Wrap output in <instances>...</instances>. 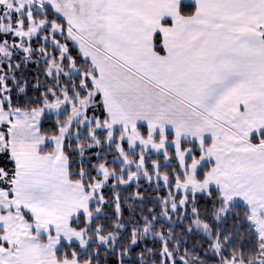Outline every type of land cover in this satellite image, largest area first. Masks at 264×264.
Masks as SVG:
<instances>
[{
	"label": "snow or ice",
	"instance_id": "obj_1",
	"mask_svg": "<svg viewBox=\"0 0 264 264\" xmlns=\"http://www.w3.org/2000/svg\"><path fill=\"white\" fill-rule=\"evenodd\" d=\"M0 157V264H264V0H0Z\"/></svg>",
	"mask_w": 264,
	"mask_h": 264
},
{
	"label": "trees",
	"instance_id": "obj_2",
	"mask_svg": "<svg viewBox=\"0 0 264 264\" xmlns=\"http://www.w3.org/2000/svg\"><path fill=\"white\" fill-rule=\"evenodd\" d=\"M187 2V1H186ZM190 4V2H187ZM30 73V75H29ZM26 75H28V78L30 79L31 76H35L37 73L35 71L34 66H30V68L28 70H26ZM33 93L30 92V95H32ZM52 126V119H45L43 121V128L45 129V131H48L49 129H51ZM0 166L5 167V168H11L12 165L11 163L4 157H0ZM141 192L144 193L145 195V200H149L152 196L156 195V193H153L152 188L145 182H141V188L139 189ZM120 192V195L122 197L129 195V193L131 192H135L137 191V189L135 187H132L128 190H124V189H120L118 190ZM106 195H112L111 190H106ZM206 203V201H205ZM129 204H132V208H129ZM149 207H152L151 204L148 205ZM123 211H124V216L125 219L131 218L133 216V212H135L136 214H139V204L135 203L133 204L132 201H127L126 203L123 204ZM106 212H108L109 215H111V210L110 209H106ZM101 222H111V221H101ZM233 221L232 220H228L227 224L225 225L227 228L231 229ZM177 235L182 234L183 232V227H178L175 229ZM189 239V246H191V244L193 243H197V241L193 240L192 238H188ZM239 242H243L240 238H238ZM149 244H151V241H149ZM201 255L203 256V252L201 251ZM101 259L102 261L105 259L103 252L101 253ZM109 262L113 261L115 259V257H107L106 258ZM207 259V258H206ZM208 264H214V262L209 259L208 260Z\"/></svg>",
	"mask_w": 264,
	"mask_h": 264
},
{
	"label": "crops",
	"instance_id": "obj_3",
	"mask_svg": "<svg viewBox=\"0 0 264 264\" xmlns=\"http://www.w3.org/2000/svg\"><path fill=\"white\" fill-rule=\"evenodd\" d=\"M187 2H190V3H193L194 2V0H186Z\"/></svg>",
	"mask_w": 264,
	"mask_h": 264
},
{
	"label": "rangeland",
	"instance_id": "obj_4",
	"mask_svg": "<svg viewBox=\"0 0 264 264\" xmlns=\"http://www.w3.org/2000/svg\"><path fill=\"white\" fill-rule=\"evenodd\" d=\"M170 151H171V149H170ZM0 167H2V166H0Z\"/></svg>",
	"mask_w": 264,
	"mask_h": 264
}]
</instances>
